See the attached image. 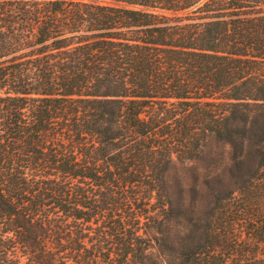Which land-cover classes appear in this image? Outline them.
Segmentation results:
<instances>
[{
    "label": "trees",
    "instance_id": "obj_1",
    "mask_svg": "<svg viewBox=\"0 0 264 264\" xmlns=\"http://www.w3.org/2000/svg\"><path fill=\"white\" fill-rule=\"evenodd\" d=\"M0 264H264V0H0Z\"/></svg>",
    "mask_w": 264,
    "mask_h": 264
}]
</instances>
